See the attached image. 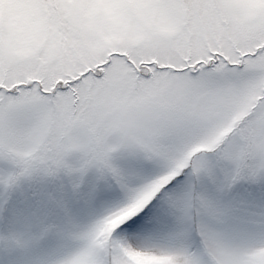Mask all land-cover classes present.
Returning a JSON list of instances; mask_svg holds the SVG:
<instances>
[{
    "label": "snow or ice",
    "instance_id": "snow-or-ice-1",
    "mask_svg": "<svg viewBox=\"0 0 264 264\" xmlns=\"http://www.w3.org/2000/svg\"><path fill=\"white\" fill-rule=\"evenodd\" d=\"M0 264H264V0H0Z\"/></svg>",
    "mask_w": 264,
    "mask_h": 264
}]
</instances>
